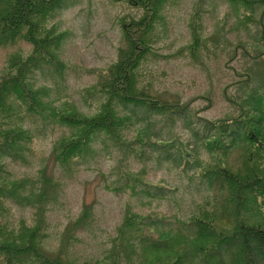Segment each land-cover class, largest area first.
<instances>
[{"label":"rangeland","instance_id":"374dc122","mask_svg":"<svg viewBox=\"0 0 264 264\" xmlns=\"http://www.w3.org/2000/svg\"><path fill=\"white\" fill-rule=\"evenodd\" d=\"M163 5L161 18L153 22L150 50L136 70L139 83L164 99L181 101L212 89L210 107L201 109L206 101L198 98L191 105V114L178 116L174 125L166 114L153 113L149 117H144L142 111L140 115L132 114L130 126L123 129L125 145L120 146L100 133L92 143V151L86 158H80L71 171L59 165L52 154L54 144L64 133H69V128L44 115L29 113L25 107L21 109L23 125L30 129L33 139L26 147L24 158H5L6 174L10 171L16 177L33 178L42 174L51 177L53 186L43 216L46 231L43 243L75 264H109L111 252L119 243L118 237L123 235L120 226L127 220L126 233L136 235L132 241L140 245L139 233L130 224L137 217L160 219L161 231L153 226H140V232L156 237L169 227H178V218L188 221L194 213L203 217L205 211L210 217L217 216L219 224L225 227L231 224L223 209H214L221 198L219 190L209 188L206 177L196 168L184 169L177 142L183 140L188 146L192 142L198 144L199 155L205 162L219 159L203 147L201 136L206 126L193 111L197 108L201 110L200 115L214 119L238 115L240 110L224 96V87L233 98L249 95L246 84L238 81L242 78L239 72L251 74V84L264 83L261 59L240 48L237 57L228 61L230 50L239 41L246 42L250 50L264 48L260 33L263 7L234 0H164ZM142 13L143 8L123 0H75L62 7L50 24H56L58 31L68 30L60 51L64 65L61 69L38 68L31 80L47 92L48 100L57 99L58 104L70 100L87 114L98 112L106 96H89L85 87L99 81L95 69L107 68L116 61L123 39V20L140 17ZM193 19L200 35L196 46ZM29 50L24 42L0 47V78L10 69L16 70L13 62L25 59L24 54ZM118 108L122 113H130L121 105ZM143 127L146 134L155 135L154 139L174 138L175 145L166 151L157 150L151 143L133 142L138 128ZM192 127L199 134H194ZM237 154L233 150L219 161L236 165ZM125 172H138L146 183L138 187L140 192L114 191L106 186V182L113 185L124 182ZM205 202L208 205L202 204L200 211L199 203ZM86 207H89L86 221L73 226ZM6 208L2 213L17 226L20 220L28 225L37 220L35 209L29 203L7 200ZM260 216L263 220L264 212ZM141 248L127 245L136 262ZM149 251L143 250L144 259L149 254L150 261H156L157 256L164 262L171 261V248L160 253Z\"/></svg>","mask_w":264,"mask_h":264},{"label":"trees","instance_id":"16d2710c","mask_svg":"<svg viewBox=\"0 0 264 264\" xmlns=\"http://www.w3.org/2000/svg\"><path fill=\"white\" fill-rule=\"evenodd\" d=\"M74 1L0 0V47L24 42L30 49L24 54L25 59L13 62L12 66L17 65L16 70L10 69L0 78V264H75L43 243L46 236L43 216L53 186L51 177L45 174L33 178L16 177L10 171L6 174L5 158H24L26 147L33 139L30 129L23 125L22 107L69 128V133H64L54 144L52 154L59 165L71 171L80 158H86L92 151V143L100 133L120 146L125 145L123 129L130 126L132 114L140 115L141 111L144 117L153 113L166 114L174 125L178 116L191 114V105L198 98L206 101L201 109L210 107L213 102L212 89L181 101L164 99L139 83L136 70L150 50L153 22L161 18L164 0H123L143 8V13L140 17L123 20V39L116 61L107 68L95 69L99 81L85 87L89 96H106L98 112L87 114L70 100H62L60 104L57 99L48 100L47 92L34 84L31 75L38 68L63 67L60 51L68 30L58 31L57 25L50 22L62 7ZM234 1L263 7L260 33L264 40V0ZM192 28L196 46L200 35L194 19ZM240 48L264 61V48L250 50L246 42L239 41L229 52V62L237 57ZM239 74L242 78L238 81L246 84L249 95L233 98L226 86L223 90L224 96L239 108L238 115L214 119L200 115L201 110L197 108L193 111L206 126L201 136L203 147L219 159L205 162L199 155L198 144L192 142L188 146L183 140L177 142L184 169L196 168L206 177L204 180L209 188L219 190L221 198L214 209H223L231 224L225 227L219 224L217 216L210 217L205 211L203 217L194 213L188 221L178 218V227H169L156 237L140 232V226H153L161 231L163 229L158 227L160 219L137 217L130 224L134 226L133 231L139 233V245L132 241L136 235L126 233L127 220L120 226L123 235L118 237L119 243L111 252L109 264H124V261L126 264H264V219L260 216L264 212V83L251 84V74ZM119 105L130 113H122ZM192 130L199 134L196 127ZM153 137L151 132L146 134L145 127L138 128L133 142L151 143L157 150L166 151L175 145L172 137ZM233 150L238 151L236 165L219 161ZM137 173L125 172V181L119 185L105 184L114 191L131 189L132 193H138L141 190L138 187L146 183ZM7 200L32 205L37 216L35 224L28 225L20 220V224L15 225L2 213L7 210ZM202 204L208 205V202L199 203L200 211ZM88 215L89 207H86L73 226L84 223ZM127 245L143 248L140 254L138 252L137 262ZM165 248H171L170 262H164L159 256L154 257L156 261H150L149 254L144 259L143 250L160 253Z\"/></svg>","mask_w":264,"mask_h":264}]
</instances>
